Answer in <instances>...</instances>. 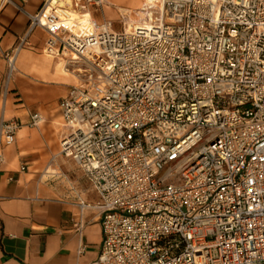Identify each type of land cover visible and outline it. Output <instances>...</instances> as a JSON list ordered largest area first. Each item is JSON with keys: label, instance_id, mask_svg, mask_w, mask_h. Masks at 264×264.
Returning a JSON list of instances; mask_svg holds the SVG:
<instances>
[{"label": "built area", "instance_id": "1", "mask_svg": "<svg viewBox=\"0 0 264 264\" xmlns=\"http://www.w3.org/2000/svg\"><path fill=\"white\" fill-rule=\"evenodd\" d=\"M63 1L28 27L75 80L59 154L98 196L79 203L100 215L90 264H264V0H143L148 24L117 8L119 30L93 19L104 0H72L82 21L53 28ZM25 45L4 54L9 75ZM40 122L0 121V165Z\"/></svg>", "mask_w": 264, "mask_h": 264}, {"label": "crops", "instance_id": "2", "mask_svg": "<svg viewBox=\"0 0 264 264\" xmlns=\"http://www.w3.org/2000/svg\"><path fill=\"white\" fill-rule=\"evenodd\" d=\"M43 1L9 0L0 11V121L27 123L34 113L41 117L36 127L22 126L14 143L2 149L0 264H90L101 245L100 215L79 203H95L98 196L77 165L59 154L65 132L59 102L75 80L60 71V60L42 53L43 31L28 27ZM21 40L26 45L3 94L4 54Z\"/></svg>", "mask_w": 264, "mask_h": 264}, {"label": "bare ground", "instance_id": "3", "mask_svg": "<svg viewBox=\"0 0 264 264\" xmlns=\"http://www.w3.org/2000/svg\"><path fill=\"white\" fill-rule=\"evenodd\" d=\"M106 2L107 5L104 6V11L106 13H111V14H107V17H109V19H115L116 15L113 13V11L110 9L109 5H116L118 9H121V7L118 5V3H123L125 2V4H127L128 8L135 10V14L137 15V17L134 18H130V21L127 22V26L128 27H132L135 25H139L144 23L145 25H147V19L145 21H143V17L144 15L142 14V12L140 11L141 7H142V0H104ZM150 3H152V7H154V3L157 0H148ZM161 2V0H160ZM61 7H64V11L57 13V15L54 16V18L51 20V26L53 28L55 27H59V26H64L69 28L70 25L77 21V22H81L82 21V16L80 15V13L77 10L73 9L72 6V0H64L61 4ZM86 16V15H85ZM58 67L60 69V71L64 74V76H68L70 75V73H67L65 71V69H62V62L58 64ZM16 69L15 66V61L14 64L12 66V70Z\"/></svg>", "mask_w": 264, "mask_h": 264}, {"label": "rangeland", "instance_id": "4", "mask_svg": "<svg viewBox=\"0 0 264 264\" xmlns=\"http://www.w3.org/2000/svg\"><path fill=\"white\" fill-rule=\"evenodd\" d=\"M142 3H143V0L141 1ZM104 5H106V3L104 4ZM114 5V4H113ZM118 5L119 6H128L127 4H125V2H123V3H118ZM114 6H116V5H114ZM114 6H109L110 8H111V10L113 11V13H114V11H116V8L117 7H114ZM122 8V7H121ZM76 10V9H75ZM90 10V12L92 13V15L94 16V18H95V21L96 22H98V23H101L102 22V20H104V19H102V18H104V17H107L106 15L108 14V13H106L102 8H100V10H98V11H94L93 9H89ZM133 10V9H132ZM135 11V10H134ZM117 12V11H116ZM104 16V17H103ZM105 19H109V17H107V18H105ZM109 20H111V19H109ZM112 21H114V20H112ZM113 26L116 28V29H120V25L117 23V21H114L113 22ZM9 76V71H8V68H7V71H6V74H5V77H4V82L2 83L3 84V89H2V91H3V94H5L6 93V91H7V83H8V77ZM2 99L3 98H1V102H2ZM0 106H1V104H0Z\"/></svg>", "mask_w": 264, "mask_h": 264}]
</instances>
